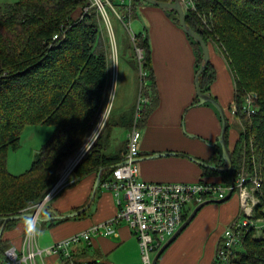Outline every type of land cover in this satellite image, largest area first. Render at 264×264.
I'll return each instance as SVG.
<instances>
[{"label": "trees", "instance_id": "obj_1", "mask_svg": "<svg viewBox=\"0 0 264 264\" xmlns=\"http://www.w3.org/2000/svg\"><path fill=\"white\" fill-rule=\"evenodd\" d=\"M195 2L196 10L186 12L185 21L202 36L208 48L217 46L226 59L234 88L230 108H236L234 114L242 125L233 149L229 148L233 170L235 177L242 168L260 173L258 212L264 206V0ZM112 3L122 13L126 24L127 17L135 15L136 7L148 2L131 0L130 9L117 0ZM86 5L87 0H17L0 7V217L25 213L45 195L57 181L61 164L80 148L104 108L111 80L110 65L106 53L99 48L96 11L93 8L82 10ZM77 8L81 14L73 17ZM174 19L179 25L177 15ZM188 38L194 48L197 71L202 52L199 45ZM125 39L129 44L121 40V50L129 54L128 61L136 70L140 68V98L146 100L140 101L138 110L136 105L120 114L114 123L127 130L133 126L141 129L158 103L151 49L144 31ZM136 48L141 50L137 60ZM213 79L214 69L209 62L199 75L204 93H209ZM247 93L255 94V111L251 114L244 111ZM110 119L109 115L102 131L79 161L82 164L78 162L70 178L74 179L73 184L89 174L95 173L96 177L99 169H103L96 195L102 189L100 183L111 176L112 169L123 160L125 153L124 145L107 151L112 134ZM28 124L50 125L52 133L37 150L30 168L13 175L7 169V153L10 148L19 147L21 131ZM227 133L228 126V144ZM124 142L126 144V139ZM212 162L215 167L224 168L218 145ZM203 168L205 172L220 174L222 183L231 184L227 171ZM233 192L239 204L237 191ZM188 215H184V221ZM66 219L69 218L47 222L52 225ZM20 222L27 225V220H12L5 225L0 238V259L4 249L12 244L3 238L5 231ZM229 264H264V232L255 235L254 229H245Z\"/></svg>", "mask_w": 264, "mask_h": 264}, {"label": "crops", "instance_id": "obj_2", "mask_svg": "<svg viewBox=\"0 0 264 264\" xmlns=\"http://www.w3.org/2000/svg\"><path fill=\"white\" fill-rule=\"evenodd\" d=\"M136 10L135 15L139 13L143 23L142 30L140 28L138 32L144 31L148 36L158 94L156 107L140 129L139 177L151 182H222L220 174L205 172L201 165L188 157L215 165L212 162L215 147H211L207 142H214L221 128L216 107L210 103L196 102V56L189 36L183 32L175 19L170 18V13L166 14L165 10L155 5L142 3ZM209 62L214 69V79L208 94L224 108L228 119V145L232 150L242 129L230 108L234 91L232 76L226 59L215 45L209 47ZM122 70L127 86L130 85V90L133 91V79L138 77V71L128 59ZM111 71L113 73V70ZM125 132L127 136L128 130L125 129ZM113 147L111 138L107 151H112ZM158 153L168 155L155 156ZM95 175L89 174L65 186L49 201L48 212L43 217L81 211L87 202H90V205L84 212L81 211L82 214L52 225L41 221L46 226L47 245L115 217L119 209L117 198L121 202H124V198L101 189L90 201ZM240 215L236 196L222 204L204 206L163 251L156 264H214L215 251L224 226ZM25 228L22 222L17 223L5 231L3 238L9 243L19 245L21 233ZM114 228L115 232L112 234L93 235L89 244L81 243L76 246L74 252L77 258L98 259L104 264H138L139 244L132 228L124 220L117 222ZM85 246L88 247L83 249Z\"/></svg>", "mask_w": 264, "mask_h": 264}, {"label": "built area", "instance_id": "obj_3", "mask_svg": "<svg viewBox=\"0 0 264 264\" xmlns=\"http://www.w3.org/2000/svg\"><path fill=\"white\" fill-rule=\"evenodd\" d=\"M117 1L126 4L130 9L131 0ZM181 2L185 13L196 10L195 0ZM105 4L115 9L112 0H90V6H96L101 14L107 16ZM119 18L123 22L124 16ZM254 99V93L246 94L244 111L248 114L255 111ZM145 100L139 98L137 104ZM232 110L235 112L236 108L233 106ZM140 138L141 131L136 126L128 130L123 160L120 165L114 166L111 176L100 183L102 189L111 191L116 197L123 194L124 202L117 198L119 209L114 218L96 223L86 230L41 247L38 243L37 230L41 222L39 218L42 217L46 200L52 199L63 189L60 186L65 179L62 180L61 177L42 201L27 208L26 211L33 212L34 216L27 220L20 244H10L4 249L0 264H104L98 259H78L74 249L81 243L89 244L93 235L114 233V225L121 220L129 224L138 239L140 252L138 264H152L154 254L184 222L185 214H190L198 204L206 200L224 198L232 189L231 184L222 182L203 180L151 182L141 179L137 161L140 156ZM261 186V176L256 170L245 171L242 168L235 177L233 191H237L241 215L223 229L215 251L214 264L230 263L245 229H254L255 235L264 232V206L256 212L260 202Z\"/></svg>", "mask_w": 264, "mask_h": 264}, {"label": "rangeland", "instance_id": "obj_4", "mask_svg": "<svg viewBox=\"0 0 264 264\" xmlns=\"http://www.w3.org/2000/svg\"><path fill=\"white\" fill-rule=\"evenodd\" d=\"M16 1L17 0H0V7L5 4L14 3ZM87 1H88V5L84 6L82 10L86 11L85 8L86 9L88 8V10L90 8H93L96 11V18L98 20V25H99V48L106 53V56L108 58V63L110 65L109 68L111 72L110 75L111 80L108 89V95H107L108 98L106 100L102 112L98 114L94 126H92L90 130H88V133L86 134V138L84 139V142L82 143L80 148L74 151V153H72V155H70L61 164L58 170L57 181L45 193V195L36 202L42 201L51 191V189L57 184V182L61 179V177L62 180L65 179L62 185L60 186L61 188L62 187L64 188L65 186L72 183V180L70 178L76 166L74 168L72 167L73 169L71 168V170L68 173H66V168L68 165L67 163L70 160L75 159L81 153V149H83L84 146L86 147L87 141L90 142L94 137H95L94 138L95 141L97 136L100 134V131H102L104 124L107 118L109 117V115L111 117L110 120L112 122L111 138H113V143H114L113 150H117L119 147L121 148L122 145H124V149H126L125 147L126 144L124 142L126 139L125 128L117 126L114 122L119 119L120 114L124 113L125 111H128L129 109H132V107L135 106V103L137 106H139L137 102H138V98L141 97L140 96L141 92L139 91L140 88L139 85L141 82V78L139 77V72L141 71L140 68L138 67L139 68V70L137 68L138 77L137 78L135 77L133 79L134 90L131 91L130 85L127 86L126 84L127 80L124 76L125 73L122 70L123 65L126 64V60L129 58V54L124 53V51L121 50V46H122L121 40L124 41L126 40V43L129 44V40L125 38L127 36H131L135 34L142 27L143 23L141 21L142 20L141 15L138 13V15L127 17L128 22L125 25L122 22V20H120L119 18V16L122 17L123 15L118 10V8L115 7V9H112L110 6L105 4V11L107 13V16H104L99 12V9L96 6L94 7L90 6V0ZM171 13L174 12H170V14ZM79 14H81V11L77 8L74 10L72 16L76 17ZM175 17H176L175 14H171L170 18L174 19ZM134 57L135 60L141 57V50L139 48L135 49ZM111 70H113V73ZM106 111L108 112L106 115L107 117L105 120H103ZM238 121L241 122L240 118H238ZM51 133H52V127L50 125H46V124L25 125L20 134L19 147L17 149L10 148L8 150L7 162H6L8 171L13 175H20L26 172L30 168L32 162L34 161L37 150L50 137ZM91 135L92 137H90ZM91 143L93 142L91 141ZM80 164H82V162L81 163L79 162V165ZM235 194L236 193L233 192L231 198L228 201L232 200V198L235 197ZM120 196L123 197V194H121ZM48 200L49 199L46 200V204L44 206L42 215L43 214L45 215L47 213V206L51 199L49 201ZM226 226H224V228ZM45 227L46 226L43 222H39L37 226L38 243L41 247L48 246L47 245L48 237ZM221 227H223V224H221ZM41 228L42 230H40Z\"/></svg>", "mask_w": 264, "mask_h": 264}, {"label": "water", "instance_id": "obj_5", "mask_svg": "<svg viewBox=\"0 0 264 264\" xmlns=\"http://www.w3.org/2000/svg\"><path fill=\"white\" fill-rule=\"evenodd\" d=\"M152 5H155L163 10L166 11L167 14L170 12H174L177 15L178 23L183 32L189 36L191 39H193L200 47L201 52H202V62L199 65L195 77H194V86H195V91H196V99L198 104H205V103H210L214 105L218 111V114L220 116L221 120V128L219 135L217 136L216 140L214 142H207L211 147H216L217 145L220 147L221 150V157L224 162V168H217L214 165L209 164L208 162L204 160H197L191 156H188L191 158L193 161L197 162L199 165L206 167V168H211L214 170L218 171H227L230 178H231V186L232 189L229 191V193L222 199L219 200H206L200 204H198L192 212L188 215V217L185 219V221L178 227V229L174 232L172 236H170L164 244L160 247V249L154 254L153 259H152V264H156L159 257L163 253V251L177 238V236L182 232V230L192 221V219L195 217L197 212L206 204L209 203H222L226 200H228L232 193H233V187H234V181H235V174L233 170V161H232V156L226 141V130L228 126V121L225 115L224 108L221 106V104L211 95L204 93L199 84V75L206 69V67L209 64V48L205 42V40L202 38V36L197 33L192 27H190L186 21H185V9L184 6L181 2V0H170V1H159V0H144ZM92 145V143H90ZM91 147V146H90ZM89 146L86 148L88 151ZM86 150H84L82 153H80L76 159V163L73 166V168L78 164V162L82 159V157L86 154ZM168 155V153H165ZM163 153H158L155 154V156H160V155H165ZM154 157V156H151ZM138 161V159H137ZM120 165V164H118ZM72 168V169H73ZM103 169H99L97 176L95 178L94 184H93V189H92V195H91V200H93L99 181L101 177V172ZM90 205V202L82 208L81 211H84L88 206ZM81 211H75L72 213L64 214V215H54V216H46V217H40V221H51L55 219H63V218H69V217H74L80 214ZM34 216L33 212H25L21 214H16V215H9V216H3L0 217V238L3 234L5 225L12 220H28L31 219Z\"/></svg>", "mask_w": 264, "mask_h": 264}, {"label": "bare ground", "instance_id": "obj_6", "mask_svg": "<svg viewBox=\"0 0 264 264\" xmlns=\"http://www.w3.org/2000/svg\"><path fill=\"white\" fill-rule=\"evenodd\" d=\"M109 111V110H108ZM107 111H106V113H105V115H104V117H103V120H105L106 119V115H107ZM96 136V135H95ZM95 138V137H94ZM92 141V140H91ZM91 141L89 142V143H91ZM86 145V144H85ZM88 147V144L86 145V147L85 148H87ZM84 151V148L83 149H81V153ZM78 157V156H77ZM77 157L75 158V159H72V160H70L67 164V168H66V173H68L70 170H71V168L75 165V162H76V159H77ZM67 175V174H66ZM63 176V175H62ZM66 177V176H65Z\"/></svg>", "mask_w": 264, "mask_h": 264}, {"label": "clouds", "instance_id": "obj_7", "mask_svg": "<svg viewBox=\"0 0 264 264\" xmlns=\"http://www.w3.org/2000/svg\"><path fill=\"white\" fill-rule=\"evenodd\" d=\"M94 132H95V131H94ZM90 137H92V135H91ZM92 142H94V138H92ZM86 143L88 144L89 147L91 146V144H90L88 141H87ZM84 150H86L85 146H84ZM86 151H87V150H86Z\"/></svg>", "mask_w": 264, "mask_h": 264}]
</instances>
